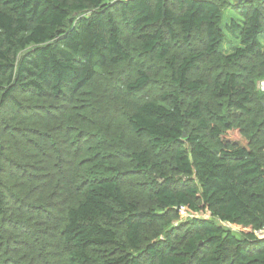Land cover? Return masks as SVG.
Returning a JSON list of instances; mask_svg holds the SVG:
<instances>
[{
	"label": "trees",
	"instance_id": "trees-1",
	"mask_svg": "<svg viewBox=\"0 0 264 264\" xmlns=\"http://www.w3.org/2000/svg\"><path fill=\"white\" fill-rule=\"evenodd\" d=\"M228 5L0 0V109L8 102L12 110L9 137L0 138V226L7 222L20 237L30 251L25 260L46 264L55 250L57 264H264V94L256 91L264 78V0L236 1L237 15L227 18ZM135 40L145 62L164 66L170 79L159 97H140L151 69L137 66ZM118 67L128 70L107 84L104 100L123 107L130 130L153 149L175 147L172 167L109 137L99 122L108 112L92 111L105 106L97 79ZM232 110L254 120L253 135L235 125ZM11 152L39 164L21 165L19 177L38 184L24 210L35 217L34 232L8 218L11 201L23 200L4 190ZM145 173L151 183L142 202L124 178ZM182 210L213 219L175 226Z\"/></svg>",
	"mask_w": 264,
	"mask_h": 264
},
{
	"label": "rangeland",
	"instance_id": "rangeland-1",
	"mask_svg": "<svg viewBox=\"0 0 264 264\" xmlns=\"http://www.w3.org/2000/svg\"><path fill=\"white\" fill-rule=\"evenodd\" d=\"M113 1H118V0H113ZM218 1L221 3H229V5L225 7V15L227 16V18L229 16H231L232 14L235 15L236 11L234 10V8L231 4H234L236 1L240 2V0H218ZM173 2H174V0H171V3H173ZM236 15H237V13H236ZM133 42H134L133 47L135 49H137V50H134L136 57H137L136 58L137 59V62H136L137 66L139 67L140 64L146 65L143 67V69H146V68L151 69L150 73H149V75L151 76V84L144 91V93H142V95L140 97H143V98H145V97H159L166 90H170L172 88V87H170V79L167 75V72H166L164 66H162V65H159V64H149L148 65V63L145 62L148 59H144V56L140 53V50H138L139 49L138 42L136 40ZM197 46H198V44L194 41L192 47H197ZM189 48H190V46L176 44V49H180L183 53L187 52ZM134 68H136V67H134ZM215 69H217V68H212L209 70H203L202 69L199 71L197 78L202 79L205 74L213 73V71ZM122 70H123V67L114 68L112 70H109L105 74L104 77L100 76L97 79V81L94 85V91L96 93H98V95L96 97L101 99L102 100L101 102H103V104L105 106H102L101 108H99V110H96L97 108H95L92 111L104 110V111L108 112L107 120L106 119L101 120V118H99V122H102V123L104 122L103 124H100V125H102L106 128H109V131H108L109 137H111V136H114L116 138L121 137L125 143L129 144V147H131L132 149H135V150L148 149L151 151L154 159L161 157L160 159H161L163 165H165L167 168L172 167V157H173V153L175 151V147H173V148L171 147L170 149H165V150H161V151H157V150L153 149L152 147H150L149 142L146 139H144L142 137H138L137 135L134 134V132L132 130H130V128L128 126V121L126 118L127 111H125V109L118 104H112L108 99L104 100L106 97L104 95V91H106V86H108L107 84L108 83L112 84L114 79H117L119 77V75L124 70L127 71L128 69H124L123 71ZM133 72L136 74L134 69H133ZM215 72H217V70H215ZM239 72H240V70H239ZM207 81H208V79L206 77V78H204L203 83H206ZM263 81H264V78L258 79L256 81V91L259 94H264V92L260 89V84ZM201 96H202L201 98H203V100L207 99V98H205L204 93H202ZM195 98H196V96L190 97V96L186 95L187 101H193V100H195ZM259 100L264 102V99L259 98ZM207 101L210 103L211 108L214 110H217L220 107V105L218 104V101H216V102L214 101V103H213V101H210L208 99H207ZM6 103H7L6 106L3 109H0V138L3 140L7 139V137H9V134H6L4 128L7 125L8 116L11 115V112H12L10 103H8V102H6ZM52 104H54V103H52ZM42 105H44V104H42ZM229 114L233 118L235 125L243 128L246 136L249 137V136L254 134L256 127L254 125H252V123L254 121L252 118H249V117L245 116L243 113H239L236 110L229 111ZM90 115L92 117H94V119L96 120L95 115H93V113ZM17 127L18 126H13L12 129L17 128ZM21 129H25V127H22ZM232 135L237 136V134H232ZM235 138L239 139L238 137H235ZM255 139L261 140L262 134L260 133L259 136L256 137ZM261 144H264V139H263V142ZM32 158H35V157H32ZM21 165L23 167L24 166H31V165H32V167L39 166V164L37 165V160L31 159V154L23 153L20 157H16L14 155V153L9 154V157H8L6 164H5L7 174H5V175L3 174L4 190H5L7 198H9L10 195H16V196H20V199H23V200L18 201V202L11 201L12 206L14 207L13 209H15V210L13 213L11 212L12 216H9L8 218L14 219L16 222H18V224H20V223L21 224H23V223L27 224L29 227V229H27V230L34 232V223L33 222L35 221V219H34L35 217H31V218H30V216L27 217L26 215H24V210L26 209V205H28L30 201L35 199V197H36L35 191L38 187V184L37 183H31V179H26L25 181H21L19 179V177L23 173L24 169H25V173H26V168H23ZM16 166H18V167H16ZM14 167H16V168H14ZM125 167L128 168L130 166L127 165ZM63 169L64 168L62 166L61 171L65 174H67L68 171H65ZM62 172H61V174H63ZM127 175H128V177L124 178V184H126V187L128 188L127 190L129 191V193H131V195H133L134 197L135 196L139 197L142 200V202H144L146 199V196L149 192V190H148V186L150 185L149 182L151 183V181H150L151 177L149 176V173H147V174L145 173V174H141V175L140 174H138V175L133 174L132 177H130L129 174H127ZM19 202H22V203L18 204ZM17 211H19L20 213H18ZM9 215H10V212H9ZM194 218L213 219L210 212H198V213L192 215L189 212L182 210V212H180L178 219H176L174 221V225L179 227L182 223H185V222H187L191 219H194ZM6 223L7 222L2 223V225L0 226V264H33L32 262L25 260L26 257L29 258L28 255L30 254V251H24L25 247L23 248V246L21 245L20 237L18 235H16L15 233H13L12 227H10L9 225L6 227H3V225L5 226ZM223 225L226 228L230 229L231 232L238 233V231H237L238 227L231 225V224H228V223H225ZM263 235H264L263 232L258 233V236L261 238H263ZM48 246H49V248H52V243H50L46 246V248L44 249L45 252L47 251ZM51 253H52V255H51L52 258H50V260L46 264H57V263H59L55 259H59L60 255H57L55 250H52ZM31 255H34V253H31ZM46 255H47V253H46ZM48 255H50V254H48Z\"/></svg>",
	"mask_w": 264,
	"mask_h": 264
},
{
	"label": "built area",
	"instance_id": "built-area-1",
	"mask_svg": "<svg viewBox=\"0 0 264 264\" xmlns=\"http://www.w3.org/2000/svg\"><path fill=\"white\" fill-rule=\"evenodd\" d=\"M128 1V0H126ZM260 89L264 92V81L260 84Z\"/></svg>",
	"mask_w": 264,
	"mask_h": 264
},
{
	"label": "water",
	"instance_id": "water-1",
	"mask_svg": "<svg viewBox=\"0 0 264 264\" xmlns=\"http://www.w3.org/2000/svg\"><path fill=\"white\" fill-rule=\"evenodd\" d=\"M253 0H240V3H243V2H251Z\"/></svg>",
	"mask_w": 264,
	"mask_h": 264
}]
</instances>
